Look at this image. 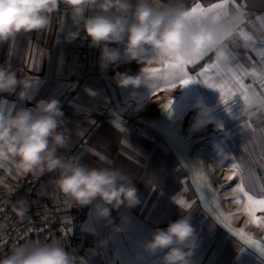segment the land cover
<instances>
[{
    "label": "crops",
    "instance_id": "obj_1",
    "mask_svg": "<svg viewBox=\"0 0 264 264\" xmlns=\"http://www.w3.org/2000/svg\"><path fill=\"white\" fill-rule=\"evenodd\" d=\"M219 2L222 0L213 4ZM226 11L228 15L224 20L233 24L229 25L233 29L230 39L239 40L240 51L228 48L230 61L221 66L225 71H235V67L249 72L255 69L258 75L244 80L249 86L251 103L237 94L225 105L219 90L213 95L208 90L207 102L213 109V119L206 126L194 129L196 145L191 139L194 149L201 142L204 148L201 153L186 158L184 165L176 154L161 149L155 138L129 127V111L124 105L127 92L124 87L119 91L120 86L113 77L127 73L131 65L136 68L137 63L117 61L103 67L101 49L94 47V58L88 65L81 51L84 42L81 37L85 32L81 30V37L73 42L65 40L67 31L75 30L70 18H66L60 31V17L67 15L63 6L54 15L49 30L20 33L15 41L0 43V66L33 81L23 99L18 95L19 87L15 93H0V111L14 114L23 107L35 110L41 99L60 100L65 122L62 131L68 137V146L59 149L60 154L89 166L121 168L132 177L138 189L140 203L133 208L122 205L113 209L112 224L95 214L94 204L87 205L78 246L89 264H162L159 257L163 252L149 254L143 242L151 239L157 228L166 229L170 222L183 215H187L195 229L197 244L187 257V264H264L259 250L246 243L247 239H252L264 245V210L256 211L259 222H254L245 210L246 198L233 190L239 177L228 180L237 171L232 164L240 165L246 177L253 180L250 185L246 178L245 190L261 198L260 185L264 184V56L261 55L264 53V0H228ZM241 14L240 22L233 23ZM241 31L252 40L245 41L239 35ZM211 53L212 59L198 70L215 62ZM85 86L98 95L90 96ZM0 172L7 181L25 175L11 162L0 165ZM44 175L52 180L58 173ZM195 175L196 178L201 175L198 178L201 200L193 184ZM180 200L191 207L180 205ZM117 225L122 231L115 230ZM36 239L59 238L50 232L32 231L17 244ZM14 245L0 250V258ZM66 248L70 251L67 244Z\"/></svg>",
    "mask_w": 264,
    "mask_h": 264
},
{
    "label": "clouds",
    "instance_id": "obj_2",
    "mask_svg": "<svg viewBox=\"0 0 264 264\" xmlns=\"http://www.w3.org/2000/svg\"><path fill=\"white\" fill-rule=\"evenodd\" d=\"M61 6L67 15L60 17V31L66 18L75 25V30H68L64 39L73 42L81 37L83 30L85 35L81 38H90V46L101 49L103 67L117 62L122 55L128 61L141 63L151 53L162 64L177 57L185 60L202 57L209 49L221 64L230 61L222 42L230 38L231 27L207 19L190 21L184 0L167 3L163 0H0V43L15 41L20 33L49 30ZM114 43L124 45L123 53L110 46ZM115 79L125 88L148 85L141 73H117ZM32 84L29 77H18L15 71L0 66V93H15L19 87L18 95L23 99ZM85 91L92 97L98 95L87 86ZM194 107L199 110L192 125L194 129L212 121L211 107L202 106L201 101ZM63 116L61 102L56 98L41 99L35 110L23 107L14 114L0 111V165L11 162L19 172L34 176L58 173L51 183L63 195L69 209L94 204L95 214L112 224L113 209L122 205L133 208L140 203L138 189L121 168L94 167L65 159L59 152L68 146V137L62 131ZM13 210L24 217L27 201L21 199L13 205ZM4 227L0 224V235ZM115 230L122 231L118 225ZM196 246L195 229L187 215L170 222L166 229L157 228L151 239L143 242L149 254L163 252L159 257L162 264H187V257ZM0 264H89V261L74 249L67 250L62 239H36L12 246L0 258Z\"/></svg>",
    "mask_w": 264,
    "mask_h": 264
},
{
    "label": "rangeland",
    "instance_id": "obj_3",
    "mask_svg": "<svg viewBox=\"0 0 264 264\" xmlns=\"http://www.w3.org/2000/svg\"><path fill=\"white\" fill-rule=\"evenodd\" d=\"M202 6L209 7L211 5ZM224 23L233 25L229 24L228 19L224 20ZM238 41L239 40L236 38H229L224 44L227 49L233 47L240 51ZM110 46L119 48L121 53H123V44L114 43ZM118 61L119 63L126 61L130 65L133 64V61H128L123 55ZM135 63L137 62L135 61ZM131 66L132 69H130L127 74L137 75L141 73L143 78L148 81V85H141L137 89H133L131 86L127 88L124 87V90L127 92L124 105L129 111L128 123L131 125L129 127L137 128V130L151 139L155 138L160 144L161 149L171 151L174 155L176 154L179 162L184 165L186 158L190 159L193 154L201 153V148H204V146L202 147V142L198 144V147H195V149L193 145V140L196 145V137L193 135L194 128L192 127L193 124L190 125V122H194L199 112L194 105H196L197 101H201L202 106L211 107L207 102V91L209 90L211 95H213L218 94V89L210 88L200 82V80H196L185 86H178L176 88H170L164 83H157L155 90H153V84L156 82L157 77H153L151 73H146L144 69L150 67L162 68L163 66L152 57L151 53L146 54L145 59L141 63H137L136 68H134L133 65ZM192 66L193 65H189L187 67L189 74L192 76H195L196 73L202 70L193 72L191 70ZM235 69H238V67H235ZM115 77L116 75L113 77L114 81H116ZM121 89L122 87L120 86L119 91ZM170 100L173 101L171 109H166L165 105ZM231 132L232 131L227 132L226 136L229 137ZM219 137H221V134ZM219 137L216 136V138ZM191 139L193 140L191 141ZM198 174L199 172H197L196 175ZM196 175L195 179H193V184L201 200L202 189L198 180L201 175L197 178ZM261 257H264V255H261Z\"/></svg>",
    "mask_w": 264,
    "mask_h": 264
},
{
    "label": "built area",
    "instance_id": "obj_4",
    "mask_svg": "<svg viewBox=\"0 0 264 264\" xmlns=\"http://www.w3.org/2000/svg\"><path fill=\"white\" fill-rule=\"evenodd\" d=\"M81 51L90 65L95 54L94 47L90 46V38L84 39ZM0 181V224L5 226L3 235H0V250L17 244L29 232L40 231L57 236L70 251L74 249L78 255L86 258L78 242L87 205L69 209L63 195L45 175L28 173L14 181H7L0 172ZM21 199L28 204V211L22 218L13 210V205Z\"/></svg>",
    "mask_w": 264,
    "mask_h": 264
},
{
    "label": "snow or ice",
    "instance_id": "obj_5",
    "mask_svg": "<svg viewBox=\"0 0 264 264\" xmlns=\"http://www.w3.org/2000/svg\"><path fill=\"white\" fill-rule=\"evenodd\" d=\"M227 5L228 0H222V2L212 4L209 7H204L199 2H196V0H193V6L189 10V12L186 13V15L192 22H199L201 20L207 19L217 23H224V17L228 15L226 11ZM242 15L243 14L235 17L232 22L239 23L242 19ZM239 35L245 41L252 40V37L247 35L243 31H241ZM232 36L233 29L230 37ZM222 43L223 46H226L224 42ZM209 53H211V49H209L204 56H196L193 57L191 60H185L183 57H177L175 60H169L162 63V68L150 67L144 69V71L146 73H151L153 77H157L156 82L153 84V90H155L157 83H164L170 88H176L178 86H185L190 82L200 80V82L204 83L208 87L218 89L220 92L221 99L225 103V105H228L230 101H233L237 94L243 97L246 103H251L250 96L248 94L249 86L244 83V80L248 76H257L258 73L255 71V69L249 72L241 67L235 71L232 69H228L227 71H225L222 68L221 63L215 60V62L209 63L206 67H203L202 70L196 73L195 76L189 74L187 67L189 65L195 66L199 61L207 57ZM261 55L264 56V53H261ZM212 73H215V75L213 76ZM262 79H264V77H262ZM172 103L173 101L170 100L165 105V108L171 109ZM244 127L248 126L245 125ZM101 159H103V157H101ZM262 167H264V165H262ZM232 168L236 169L237 171H235L231 176H229L228 180L231 181L239 177V182L233 190L238 194H242V196L246 198L245 210L253 218V221L258 223L259 218L255 216V213L257 210H264V184L260 185L261 198H257L256 195L252 194L250 191L245 190L246 178L250 185L253 184L252 178L246 177L244 169L240 165L233 163ZM253 187H255V185H253ZM178 203L184 207H191V205L186 204L184 200H180L178 201ZM242 232L243 230H241V233ZM246 243L253 247H256L261 253V255H264V245H261L252 239H247Z\"/></svg>",
    "mask_w": 264,
    "mask_h": 264
},
{
    "label": "trees",
    "instance_id": "obj_6",
    "mask_svg": "<svg viewBox=\"0 0 264 264\" xmlns=\"http://www.w3.org/2000/svg\"><path fill=\"white\" fill-rule=\"evenodd\" d=\"M216 1L220 0H196V2L201 3L202 5L208 6L213 4ZM164 3H167L168 0H163ZM185 6L190 10L193 6V0H184ZM213 54L210 53L207 57H205L203 60L199 61L195 66L191 67V70L196 72V70L200 69L205 63L210 61L212 59Z\"/></svg>",
    "mask_w": 264,
    "mask_h": 264
}]
</instances>
